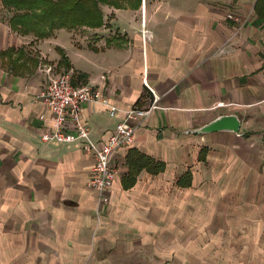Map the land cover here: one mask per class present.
<instances>
[{
    "label": "crops",
    "instance_id": "0c3cea01",
    "mask_svg": "<svg viewBox=\"0 0 264 264\" xmlns=\"http://www.w3.org/2000/svg\"><path fill=\"white\" fill-rule=\"evenodd\" d=\"M140 1L38 39L11 29L0 1V264H264V0ZM39 62L119 108L84 104L97 143L155 98L111 157L105 202L79 142L40 141L52 121ZM230 114L237 132L190 131ZM139 155L162 169L125 188Z\"/></svg>",
    "mask_w": 264,
    "mask_h": 264
},
{
    "label": "built area",
    "instance_id": "2783aa9c",
    "mask_svg": "<svg viewBox=\"0 0 264 264\" xmlns=\"http://www.w3.org/2000/svg\"><path fill=\"white\" fill-rule=\"evenodd\" d=\"M40 65L46 80L38 98L46 106L52 121L51 129L41 132L40 141L79 142L82 151L91 157V174L87 187L94 192L99 203L105 202L115 173L111 157L116 151L127 149L132 144L134 129L156 108L155 98L153 97L147 108L128 107L121 110L111 134L104 141L97 143L93 140L85 121L81 119L84 104L99 103L105 106L109 117L116 116L119 108L111 104L109 99L91 84H73L69 70L53 72L50 66L44 63Z\"/></svg>",
    "mask_w": 264,
    "mask_h": 264
},
{
    "label": "trees",
    "instance_id": "16d2710c",
    "mask_svg": "<svg viewBox=\"0 0 264 264\" xmlns=\"http://www.w3.org/2000/svg\"><path fill=\"white\" fill-rule=\"evenodd\" d=\"M9 12L8 22L11 29L21 35H32L36 39L45 38L55 29L90 28L95 29L103 23L101 6L120 7L127 4L137 8L140 0H0ZM66 69L68 64L65 65ZM127 181L123 186L129 187L134 175L143 167L150 173L162 169V163L139 155L138 159L129 158ZM189 173H184L178 180L179 186H187Z\"/></svg>",
    "mask_w": 264,
    "mask_h": 264
},
{
    "label": "water",
    "instance_id": "95a60500",
    "mask_svg": "<svg viewBox=\"0 0 264 264\" xmlns=\"http://www.w3.org/2000/svg\"><path fill=\"white\" fill-rule=\"evenodd\" d=\"M238 124L239 122L235 115H218L212 121L190 131L197 134L216 132L217 130L237 132Z\"/></svg>",
    "mask_w": 264,
    "mask_h": 264
},
{
    "label": "rangeland",
    "instance_id": "374dc122",
    "mask_svg": "<svg viewBox=\"0 0 264 264\" xmlns=\"http://www.w3.org/2000/svg\"><path fill=\"white\" fill-rule=\"evenodd\" d=\"M5 9V8H4ZM6 10V9H5Z\"/></svg>",
    "mask_w": 264,
    "mask_h": 264
}]
</instances>
